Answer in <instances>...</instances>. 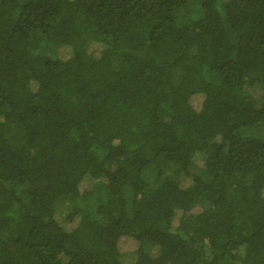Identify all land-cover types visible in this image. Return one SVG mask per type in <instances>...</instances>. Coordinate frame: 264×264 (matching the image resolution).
<instances>
[{
  "label": "trees",
  "instance_id": "obj_1",
  "mask_svg": "<svg viewBox=\"0 0 264 264\" xmlns=\"http://www.w3.org/2000/svg\"><path fill=\"white\" fill-rule=\"evenodd\" d=\"M124 251L264 264V0H0V264Z\"/></svg>",
  "mask_w": 264,
  "mask_h": 264
},
{
  "label": "rangeland",
  "instance_id": "obj_2",
  "mask_svg": "<svg viewBox=\"0 0 264 264\" xmlns=\"http://www.w3.org/2000/svg\"><path fill=\"white\" fill-rule=\"evenodd\" d=\"M244 90L249 97L256 100L258 106L261 104L263 90L260 84H247ZM245 135L249 136L250 133L246 132ZM200 170L197 167H190L189 172L194 174L199 173ZM179 176L181 178L184 177V173H179ZM66 213L67 211L64 208H59L56 214L59 218L62 219L66 215ZM153 254H156L155 250H153ZM122 262L124 264H133L135 262V254L130 251H124V254L122 255Z\"/></svg>",
  "mask_w": 264,
  "mask_h": 264
}]
</instances>
